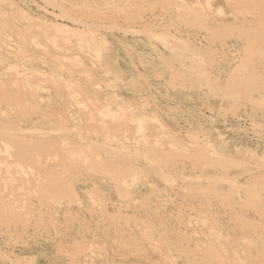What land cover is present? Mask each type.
Segmentation results:
<instances>
[{"label": "rangeland", "instance_id": "374dc122", "mask_svg": "<svg viewBox=\"0 0 264 264\" xmlns=\"http://www.w3.org/2000/svg\"><path fill=\"white\" fill-rule=\"evenodd\" d=\"M248 1L0 0V157L19 160L0 158V264H264V0Z\"/></svg>", "mask_w": 264, "mask_h": 264}, {"label": "bare ground", "instance_id": "6f19581e", "mask_svg": "<svg viewBox=\"0 0 264 264\" xmlns=\"http://www.w3.org/2000/svg\"><path fill=\"white\" fill-rule=\"evenodd\" d=\"M49 1H50V0H49ZM101 1H102V0H101ZM142 1H143V0H142ZM226 1H227V0H226ZM239 1H240V0H239ZM246 1H248V0H246ZM187 2H188V1H187ZM201 2H202V1H201ZM248 2H250V0H249ZM10 3H11V2H10ZM193 3H194V2H193ZM202 3H203V2H202ZM225 3H226V2H225ZM250 3H251V2H250ZM195 4H196V3H195ZM245 4H247V3H245ZM209 5H210V4H209ZM263 5H264V4H263ZM15 6H16V5H15ZM74 6H75V5H74ZM136 6H137V5H136ZM179 6H180V5H179ZM206 6H208V4H207ZM229 6H230V5H229ZM248 6H249V4H248ZM69 7H70V6H69ZM69 7H68V8H69ZM234 7H235V6H234ZM244 7H245V6H244ZM65 8H66V7H65ZM70 8H71V7H70ZM138 8H139V7H138ZM183 8H184V6H183ZM191 8H193V6H191ZM191 8H190V10H191ZM232 8H233V7H232ZM251 8H252V6H251ZM259 8H260V7H259ZM136 9H137V8H136ZM174 9H175V8H174ZM205 9H206V8H205ZM233 9H234V8H233ZM239 9H240V8H238V10H239ZM249 9H250V8H249ZM262 9H264V8H262ZM111 10H112V9H111ZM115 10H116V9H115ZM160 10H161V9H160ZM186 10H189V7H188V9H186ZM220 10H221V9L218 8V11H220ZM257 10H258V9H257ZM257 10H256V11H257ZM22 11H23V10H22ZM25 11H26V10H25ZM69 11H70V10H69ZM150 11H151V10H150ZM184 11H185V10H184ZM192 11H193V12H192ZM192 11H190V12H192V14L190 13L189 15H192V16H193V14H194L196 11L194 12V9H193ZM218 11H217V12H218ZM253 11H254V10H253ZM26 12H27V11H26ZM101 12H102V10H101ZM101 12H100V13H101ZM197 12H198V11H197ZM232 12H233V11H232ZM243 12H244V11H243ZM246 12H249V13H250V10H249V11H246ZM259 12H260V11H258V13H259ZM23 13H24V11H23ZM50 13H51V12H50ZM89 13H90V12H89ZM91 13H92V11H91ZM97 13H98V12H97ZM102 13H103V12H102ZM218 13H219V12H218ZM237 13H238V12H237ZM254 13H255V12H254ZM261 13H262V11H261ZM263 13H264V12H263ZM86 14H87V13H86ZM115 14H116V13H115ZM132 14H133V13H132ZM153 14H154V13H153ZM184 14H185V13H184ZM187 14H188V13H186V15H187ZM206 14H207V13H206ZM241 14H242V13H241ZM243 14H244V13H243ZM243 14H242V15H243ZM247 14H248V13H247ZM82 15H83V14H82ZM84 15H85V14H84ZM88 15H91V14H88ZM92 15H93V14H92ZM96 15H97V14H96ZM109 15H110V14H109ZM198 15H199V14H198ZM252 15H253V14H252ZM256 15H257V12H256ZM259 15H260V14H259ZM259 15H258V16H259ZM74 16H75V15H74ZM106 16L108 17V15H106ZM184 16H185V15H184ZM212 16H213V15H212ZM258 16H257V17H258ZM260 16H261V15H260ZM27 17H28V16H27ZM30 17H31V16H30ZM102 17H103V16H102ZM186 17H188V16H186ZM194 17H195V16H194ZM194 17H193V18H194ZM196 17H197V16H196ZM196 17H195V18H196ZM254 17H255V15H254ZM257 17H256V18H257ZM28 18H29V17H28ZM32 18H33V17H32ZM73 18H74V17H73ZM260 18H261V17H260ZM30 19H31V18H30ZM113 20H114V19H113ZM180 20H181V19H180ZM195 20H197V19H195ZM254 20H255V19H254ZM255 21H256V20H255ZM31 22H32V21H31ZM128 22H129V21H128ZM237 23H238V22H237ZM252 23H253V22H252ZM262 23H263V22H262ZM31 24H32V23H31ZM33 24H34V23H33ZM36 24H37V23H36ZM36 24H35V25H36ZM235 24H236V23H235ZM259 24H260V27H261V26L263 27V25H262L261 23H259ZM35 25H34V26H35ZM38 25H39V24H38ZM238 25H239V23H238ZM255 25H256V24H255ZM255 25H254V26H255ZM63 26H65V25L63 24ZM208 26H209V25H208ZM254 26H253V27H254ZM35 27H36V26H35ZM59 27H61V26H59ZM66 27H67V26H66ZM76 27H77V26H76ZM205 27H206V26H205ZM233 27H234V26H233ZM40 28H42V27H40ZM206 28H207V27H206ZM219 28H220V27H219ZM238 28L240 29V27H238ZM247 28H248V27H247ZM256 28H257V27H256ZM57 29H58V28H57ZM77 29H78V28H76V30H77ZM227 29H229V28H227ZM236 29H237V28H236ZM241 29H242V28H241ZM72 30H73V29H72ZM76 30H74V31H76ZM79 30H80V29H79ZM213 30H214V29H213ZM220 30H221V29H220ZM237 30H238V29H237ZM237 30H236V31H237ZM247 30H248V29H247ZM247 30H246V31H247ZM249 30H251V29H249ZM61 31H62V30H61ZM80 31H81V30H80ZM88 31H89V30H88ZM221 31H222V30H221ZM227 31H228V30H227ZM62 32H63V31H62ZM205 32H207V31H205ZM241 32H242V31H241ZM258 32H259V31H258ZM258 32H257V33H258ZM21 33H22V32H21ZM71 33H72V32H71ZM83 33H85V32H83ZM90 33H91V32H90ZM132 33H133V32H132ZM212 33H213V32H212ZM237 33H239V32H237ZM242 33H243V32H242ZM248 33H249V32H248ZM41 34H42V33H41ZM85 34H86V33H85ZM218 34H219V33H218ZM23 35H24V34H23ZM46 35H47V34H46ZM78 35H79V34H78ZM83 35H84V34H83ZM240 35H241V34H240ZM24 36H25V35H24ZM210 36H211V35H210ZM245 36H246V35H245ZM80 37H81V36H80ZM201 37H202V36H201ZM28 38H29V37H28ZM30 38H31V37H30ZM52 38H54V36H53ZM44 39H46V38H44ZM161 40H162V39H161ZM163 40H164V39H163ZM179 41H180V40H179ZM30 42H31V40H30ZM32 42H33V41H32ZM50 42H51V41H50ZM100 42H101V41H100ZM48 43H49V41H48ZM34 44H35V43H34ZM49 44H51V43H49ZM67 44H68V43H67ZM55 47H56V46H55ZM56 48H57V47H56ZM43 49H44V48H43ZM44 50H45V49H44ZM65 51H66V50H65ZM256 57H257V55H256ZM258 57H259V56H258ZM254 58H255V57H254ZM260 58H262V57H260ZM62 60H63V59H62ZM0 62H1V61H0ZM88 67H89V66H88ZM62 69H63V68H62ZM29 71H30V70H29ZM191 71H192V70H191ZM11 72H15V71H11ZM15 73H16V72H15ZM15 73H13V75H14ZM11 74H12V73H11ZM16 74H18V73H16ZM42 75H43V74H42ZM8 76H9V75H8ZM47 76H48V75H47ZM43 77H44V76H43ZM88 77H90V76H88ZM29 78H31V77H29ZM39 78H41V76H40ZM49 78H50V77H49ZM14 81H15V79H14ZM56 81H58V80H56ZM96 81H97V80H96ZM23 82H24V81H23ZM41 82H42V81H41ZM47 82H48V81H47ZM50 82H51V80H50ZM60 82H61V81H60ZM19 83H20V82H19ZM42 83H43V82H42ZM89 83H90V81H89ZM92 83H94V81H93ZM243 83H245V82H243ZM252 83H253V82H252ZM3 84H4V83H3ZM12 84H13V83H12ZM15 84H16V83H15ZM17 84H18V83H17ZM17 84H16V85H17ZM49 84H50V83H49ZM58 84L61 85L60 83H58ZM70 84H71V83H70ZM90 84H91V83H90ZM53 85H54V84H53ZM94 85H95V84H94ZM245 85H246V84H245ZM2 86H3V85H2ZM21 86H22V85H21ZM21 86H20V87H21ZM71 86H72V85H71ZM80 86H81V85H80ZM92 86H93V85H92ZM96 86H97V85H96ZM249 86H250V85H249ZM26 87H28V86H26ZM54 87H55V85H54ZM59 87H60V86H59ZM242 87H243V86H242ZM246 87H248V86H246ZM51 88H52V87H51ZM60 88H61V87H60ZM224 88H226V86H224ZM248 88H249V87H248ZM1 89H3V88H1ZM1 89H0V90H1ZM4 89H5V87H4ZM54 89H56V88H54ZM74 89H75V88H74ZM22 90H23V89H22ZM76 90H77V89H76ZM227 90H228V89H227ZM242 90H243V89H242ZM246 90H247V89H246ZM13 91H14V90H13ZM28 91H29V90H28ZM231 91H232V90H231ZM243 91H244V90H243ZM1 92H2V91H1ZM4 92L6 93V89L4 90ZM14 92H15V91H14ZM26 92H27V91H26ZM78 92H79V91H78ZM80 93H82V92H80ZM7 94H8V93H7ZM9 94H10V93H9ZM9 94H8V95H9ZM24 94H25V93H24ZM28 94H29V93H28ZM0 95H1V94H0ZM11 95H12V94H11ZM29 95H30V94H29ZM34 95H35V94H34ZM55 95H56V94H55ZM76 95H77V94H76ZM82 95H83V94H82ZM2 96H3V95H2ZM4 97H5V96H4ZM8 97L12 98L13 96H12V97H11V96H8ZM31 97H32V96H31ZM13 98H14V97H13ZM17 98H18V97H15V99H17ZM19 98H20V97H19ZM41 98H42V97H41ZM248 98H249V96H248ZM21 99H22V98H21ZM82 99H83V98H82ZM5 100H7V99H5ZM83 100H84V99H83ZM85 100H86V99H85ZM250 100H251V98H250ZM11 101H12V103L15 102L14 100H11ZM18 101L21 102V100H18ZM41 101H42V100H41ZM77 101L79 102V101H81V99H80V100H77ZM16 102H17V101H16ZM23 102H25V101L23 100ZM45 102H46V101H45ZM86 102H87V101H86ZM12 103H11V104H12ZM33 103H34V102H32V106L34 105V107H35V105H36L37 103H35V104H33ZM40 103H41V102H40ZM8 104H9V102H8ZM11 104H10V105H11ZM15 104H16V103H14V106H15ZM17 104L19 105L20 103L17 102ZM45 104H46V103H45ZM79 104L81 105V103H79ZM12 105H13V104H12ZM26 105H27V103H26ZM74 105H75V104H74ZM99 105H100V104H99ZM14 106H13V108H14ZM19 106L21 107V104H20ZM19 106H18V107H19ZM23 106H25V105L22 104V107H23ZM32 106L29 107L30 109H27V108H26V109H27V110H31V109H32ZM43 106H44V105H43ZM78 106H79V105H78ZM10 107H11V106H10ZM22 107H21V109H22ZM26 107H27V106H26ZM34 107H33V108H34ZM82 107H83V106H82ZM35 108H37V106H36ZM77 108H79V107H77ZM84 108H85V107H84ZM24 109H25V107H24ZM37 109H38V108H37ZM22 110H23V109H22ZM22 110H20V111H22ZM82 110H83V109H82ZM16 111H17V110H16ZM20 111H17V114H19ZM23 111H24V112H21L22 115H24V113H27V112H25V110H23ZM86 111H87V110H84V111H83V112H85L84 114H83L82 112H81V113H82L83 115H85V114H86ZM88 111H90V110H88ZM115 111H116V110H115ZM111 112H112V111H111ZM12 113H13V112H12ZM14 113H15V112H14ZM29 113H30V111L28 112V114H29ZM73 113H74V112H73ZM91 113H92V112H91ZM91 113H90V115H91ZM113 113H114V112H113ZM105 114H107V113H105ZM20 115H21V114H20ZM92 115L94 116L93 113H92ZM115 115H116V114H115ZM95 116H96V115H95ZM95 116H94V117H95ZM107 116H108V115H107ZM21 117H22V116H21ZM85 117H86V116H85ZM91 117H92V116H91ZM94 117H93V118H94ZM111 117H112V116H111ZM119 117H120V116H119ZM122 117H123V116H122ZM126 117H127V116H126ZM87 118H88V117H87ZM108 118H109V116H108ZM84 119H85V121L87 120L86 118H84ZM84 119H83V117H82V120H84ZM98 119H99V118H98ZM100 119H101V118H100ZM102 119H103V118H102ZM111 119H112V118H111ZM123 119H124V118H123ZM133 119H134V118H133ZM37 120H38V119H37ZM88 120H89V119H88ZM103 120H104V119H103ZM124 120H125V119H124ZM126 120H127V119H126ZM85 121H84V122H85ZM91 121H93V120H91ZM91 121L89 120L88 122L91 123ZM96 121H97V119L95 120V123H94V121H93V124H96ZM107 121H108V119H107ZM110 121H112V120H110ZM115 121H116V120H115ZM120 121H121V120H120ZM86 122H87V121H86ZM98 122H99V120H98ZM127 122H128V121H127ZM89 123H88V125H90ZM100 123H102V122H100ZM3 124H4V123H3ZM53 124H54V123H53ZM84 124H85V123H84ZM93 124H92V125H93ZM102 124H103V123H102ZM108 124H109V123H108ZM110 124L112 125V123H110ZM119 124H120V123H119ZM133 124H134V123H133ZM136 124H137V122H136ZM138 124H139V123H138ZM0 125H1V124H0ZM80 125H81V124H80ZM97 125H98V124H97ZM111 125H110V126H111ZM152 125H153V124H152ZM152 125H151V127H152ZM82 126H84V125L82 124ZM0 127H1V126H0ZM101 127H102V126H101ZM105 127H106V126H105ZM129 127L132 128L131 124H130ZM64 128H65V127H64ZM66 128H67V127H66ZM76 128H77V126H76ZM81 128H82V127H81ZM85 128H86V127H85ZM88 128H89V127H88ZM110 128H112V127H110ZM114 128H115V126H114ZM114 128H112V129H114ZM123 128H124V127H123ZM137 128H139V127H137ZM11 129H12V128H11ZM13 129H14V128H13ZM49 129H50V128H49ZM54 129H55V128H54ZM77 129H78V128H77ZM82 129H83V128H82ZM95 129H96V128H94V130H95ZM125 129H128V128H125ZM7 130H8V129H7ZM21 130H22V129H21ZM26 130H27V129H26ZM58 130H59V129H58ZM63 130H64V129H63ZM63 130H62V131H63ZM79 130H80V129H79ZM94 130H93V132H94ZM135 130H136V129H135ZM138 130H139V129H138ZM28 131H29V130H28ZM100 131H102L101 128H100ZM111 131H112V130H111ZM125 131H126V130H125ZM31 132H32V131H31ZM83 132H84V131H83ZM90 132H91V130H90ZM95 132H96V131H95ZM119 132H120V131H119ZM121 132H123V131H121ZM129 132H130V130H129ZM136 132H137V131H136ZM12 133H13V132H12ZM39 133H41V132H39ZM97 133H98V132H97ZM147 133H148V132H147ZM1 134H2V132L0 133V135H1ZM37 134H38V133H37ZM104 134H105V133H104ZM129 134L132 135V133H129ZM152 134H153V133H152ZM2 135H3V134H2ZM5 135H6V134L4 133L3 136H5ZM7 135H9V134H7ZM154 135H155V134H154ZM80 136H81V135H80ZM149 136H151V134H150ZM6 137H7V136H6ZM11 137H12V136H10L9 138H11ZM153 137H155V136H153ZM4 138H5V137H3V139H4ZM40 138H41V137H40ZM103 138H104V137H103ZM105 138H106V137H105ZM5 139H6V138H5ZM5 139H4L3 141H5ZM41 139H42V138H41ZM59 139H60V138H59ZM61 139H62V141H63V138H61ZM61 139H60V140H61ZM8 140H9V141H8ZM15 140L18 141V139H15ZM36 140H40V139L37 138ZM105 140H106V139H105ZM129 140H131V139L129 138ZM178 140H179V139H178ZM6 141H8L7 144H8L9 142H10V143H14V140L11 142V139H6ZM17 141H15V142H17ZM21 141H22V140H21ZM21 141H20V142H21ZM40 141H42V140H40ZM45 141H46V139H45ZM79 141H80V140H79ZM135 141H136V140H135ZM165 141H166V140H165ZM181 141H182V140H181ZM24 142H25V141H24ZM32 142H33V141H31V143H32ZM35 142H37V141H35ZM80 142H81V141H80ZM163 142H164V141H163ZM29 143H30V142H27L28 146H29ZM31 143H30V145H31ZM33 143H34V142H33ZM37 143H38V142H37ZM42 143H43V141H42ZM47 143H49V142H47ZM122 143H123V141H122ZM5 144H6V143H5ZM16 144H17V143H15L14 145H16ZM87 144H88V143H87ZM87 144H85V145H87ZM96 144H98V143L96 142ZM134 144L136 145V143H134ZM152 144H155V143H152ZM156 144H157V143H156ZM164 144H165V143H164ZM20 145H21V144L16 145V146H14V147L17 148V147L20 146ZM22 145H23V144H22ZM25 145H26V142H25ZM32 145H33V144H32ZM36 145H37V144H36ZM81 145H82V144H81ZM83 145H84V144H83ZM85 145H84V146H85ZM94 145H95V144H94ZM161 145H162V144H161ZM190 145H191V144H189V146H190ZM3 146H4V145H3ZM9 146H10V145H9ZM28 146L26 145V146H21V147H28ZM33 146H35V145H33ZM48 146H49V145H48ZM61 146H62V145H61ZM77 146H79V144H77ZM102 146H103V144H102ZM153 146H154V145H153ZM38 147H39V146H38ZM63 147H65V146H63ZM67 147H68V149H70L69 146H67ZM71 147H72V146H71ZM85 147H86V146H85ZM95 147H96V146H95ZM119 147H120V146H119ZM144 147H145V146H144ZM190 147H191V146H190ZM18 148H19V147H18ZM30 148L34 149L35 147L33 148L32 146H30V147H29V150H32V149H30ZM36 148H37V147H36ZM59 148H61V147L59 146ZM96 148H97V147H96ZM103 148H105V147H103ZM156 148H157V147H156ZM4 149H5V148H4ZM38 149H39V148H38ZM38 149L36 150L37 152H38ZM40 149H41V148H40ZM44 149H45V148H44ZM76 149H78V148L75 147L74 150H76ZM97 149H98V148H97ZM101 149H102V148H101ZM108 149H109V148H108ZM123 149H124V148H123ZM8 150H9V149H8ZM8 150H6V151L8 152ZM21 150H22V149H21ZM21 150L18 149L17 151H21ZM24 150H25V149H24ZM27 150H28V149H27ZM27 150L25 151L26 153H27ZM29 150H28V153H30ZM48 150H49V148H48ZM48 150H45V151H47L48 153H50ZM66 150H67V149H65V152H66ZM74 150H73V148H72L71 151H74ZM86 150H87V148H86ZM162 150H163V149H162ZM193 150H194V149H193ZM12 151H13V150H12ZM22 151H23V150H22ZM50 151H52V150H50ZM68 151H69V150H68ZM104 151H107V150H104ZM108 151H111V149L108 150ZM160 151H161V150H160ZM194 151H197V149L194 150ZM198 151H199V150H198ZM198 151H197V152H198ZM200 151H201V150H200ZM204 151H205V150H204ZM39 152H40V150H39ZM43 152H44V151H43ZM54 152H55V151H54ZM69 152H70V151H69ZM135 152H136V151H135ZM152 152H153V150H152ZM179 152L181 153L180 150H179ZM8 153H9V152H8ZM32 153H33V151H32ZM35 153H36V152H35ZM40 153H41V152H40ZM44 153H45V152H44ZM113 153H115V151H114ZM113 153H110V154L112 155ZM149 153H150V152H149ZM200 153H201V152H200ZM2 154H3V152H2ZM4 154H5V152H4ZM6 154H7V153H6ZM13 154H14V153H13ZM21 154H22V152H21ZM33 154H34V153H33ZM53 154H55V153H53ZM70 154H72V153L70 152ZM141 154H142V153H141ZM175 154H176V153H175ZM26 155H28V154H26ZM43 155H44V154H43ZM72 155H73V154H72ZM113 155H114V154H113ZM123 155H124V153H123ZM143 155H144V154H143ZM182 155H183V154H182ZM0 156H1V155H0ZM17 156H20V155H17ZM24 156H25V155H24ZM28 156H29V155H28ZM46 156H48V155H46ZM55 156H56V154H55ZM125 156H126V155H125ZM151 156H152V155H151ZM171 156H172V155H171ZM176 156H177V155H176ZM180 156H181V155H180ZM186 156H187V155H186ZM204 156H205V155H204ZM210 156H211V155H210ZM5 157H6V155H3V156L0 157V158L3 159V158H5ZM8 157H9V156H8ZM22 157H23V156H22ZM59 157H63V156L61 155V156H59ZM59 157H58V159H59ZM132 157H133V156H132ZM25 158H26V157H25ZM134 158H135V157H134ZM134 158H132V159H134ZM137 158H138V157H137ZM152 158H154V157H152ZM215 158H217V157H215ZM2 159H0V162H2ZM27 159H28V157H27ZM31 159H32V158H31ZM62 159H63V158H61V159H59V160H61V162H62ZM113 159H114V158H113ZM212 159H213V158H212ZM5 160H6V161H5ZM5 160H4L5 162L8 161V162H7V164H8V163H9V158H8V160H7V157H6ZM21 160H24V158L21 159ZM36 160H37V159H36ZM36 160H34V162H36ZM111 160H112V158H111ZM122 160H123V159H122ZM218 160H219V159H218ZM226 160H227V159H226ZM228 160H229V159H228ZM232 160H233V159H232ZM232 160H231V161H232ZM4 161H3V162H4ZM10 161H11L12 163H13V162L16 163L15 161H17V158H16L15 160H14V159L12 160V158H11ZM26 161H27V160H26ZM32 161H33V160H31V162H32ZM45 161H47V160H45ZM51 161H52V160H51ZM53 161H56L55 158H54ZM57 161H58V160H57ZM98 161H99V160H98ZM107 161H108V160H107ZM236 161H238V160H236ZM11 162H10V163H11ZM17 162H19V160H18ZM23 162H25V161H23ZM29 162H30V160H29ZM48 162H49V161H48ZM48 162H46V163L48 164ZM103 162H104V161H103ZM105 162H106V160H105ZM205 162H206V161H205ZM214 162H215V160H214ZM232 162H233V161H232ZM239 162H240V161H239ZM10 163H9V164H10ZM27 163H28V161H27ZM49 163H50V166H54V165L51 164L52 162H49ZM58 163H59V162H58ZM63 163H64V166L66 165V168H68L67 164H66L64 161H63ZM63 163L61 164L62 166H63ZM89 163H90V162H88L87 167H88ZM95 163H97V162H95ZM98 163H99V162H98ZM107 163H108V162H107ZM121 163H122V162H121ZM121 163H120V164H121ZM202 163H203V162H202ZM209 163H210V162H209ZM227 163H228V162H227ZM240 163H242V162H240ZM4 164H5V163H4ZM25 164H26V163H25ZM37 164H38V163H37ZM53 164H54V163H53ZM59 164H60V163H59ZM91 164H92V162H91ZM93 164H94V162H93ZM104 164H105V163H104ZM104 164H103V165H104ZM129 164H130V163H129ZM212 164H213V163H212ZM236 164H237V163H236ZM17 165H18V164H17ZM19 165H20V164H19ZM23 165H24V164H21L20 166H22V168H23ZM27 165H28V164H27ZM33 165H35V164H33ZM107 165H108V164H107ZM109 165H111V164H109ZM109 165H108V167H109ZM115 165H116V164H115ZM115 165H114V166H115ZM117 165H119V164H117ZM1 166H2V165H1ZM1 166H0V170H2V168H3V167H1ZM5 166H6V165H5ZM7 166H8V167H7L8 170H9V172H10V174H11L12 171H11V169H9V168L12 167V164H11L10 166H9V165H7ZM30 166H31V165H30ZM36 166H37V165H36ZM41 166H42V165H41ZM48 166H49V165H48ZM55 166H56V165H55ZM90 166H91V165H90ZM93 166H94V165H93ZM96 166H98V168H99L100 165L97 164ZM111 166H112V165H111ZM149 166H150V165H149ZM216 166H217V165H216ZM228 166H229V165H228ZM14 167H16V165H15ZM14 167H13V168H14ZM33 167H35V166H33ZM39 167H40V166H39ZM42 167L44 168L45 166H42ZM75 167H76V166H75ZM87 167H85V168H87ZM91 167H92V166H91ZM94 167H95V166H94ZM100 167H101V166H100ZM133 167H134V166H133ZM232 167H233V166H232ZM5 168H6V167H4V169H5ZM40 168H41V167H40ZM43 168H42V169H43ZM89 168H90V167H89ZM96 168H97V167H96ZM98 168H97V169H98ZM102 168H103V167H102ZM109 168H110V167H109ZM109 168H107L106 171H108ZM117 168H118V167H117ZM243 168H244V167H243ZM15 169H18V168L16 167ZM34 169H35V168H34ZM36 169H37V168H36ZM46 169H47V171L49 170V168H46ZM61 169H62V168H61ZM68 169H69V168H68ZM90 169H91V168H90ZM94 169H95V168H94ZM97 169H96V170H97ZM103 169H104V168H103ZM110 169H111V168H110ZM114 169H115V167H114ZM137 169H138V168H137ZM158 169H159V168H158ZM160 169H161V168H160ZM25 170H26V169H25ZM25 170H24V171H25ZM29 170H30V168H29ZM96 170H95V171H96ZM131 170H132V169H131ZM133 170H134V168H133ZM2 171H3V170H2ZM2 171H0L2 174H3L4 171H5V174H6V170H4L3 172H2ZM35 171H36V170H35ZM45 171H46V170H45ZM60 171H61V170H60ZM65 171H66V174H64L65 176L68 175V174H70V173L72 174V172H69V173H68V172H67V171H68L67 169H66ZM70 171H71V170H70ZM83 171H85V170H83ZM101 171H102V170H101ZM110 171H111V172H110ZM110 171H108V172L113 174L114 170H113V171L110 170ZM116 171H118V170L116 169ZM116 171H115V172H116ZM153 171H154V170H153ZM158 171H159V170H158ZM244 171H245V170H244ZM13 172H15V171L13 170ZM21 172H22V171H21ZM33 172H34V171H33ZM33 172H32V173H33ZM48 172H49V171H48ZM50 172H51V174L53 173L52 171H50ZM56 172H57V171H56ZM77 172H78V171H77ZM77 172H74V173L77 174ZM99 172H100V171H99ZM99 172H98V173H99ZM102 172H104V171H102ZM115 172H114V174H116ZM139 172H140V171H139ZM1 173H0V177L2 178ZM22 173H23V172H22ZM22 173H21V174H22ZM25 173H26V172H25ZM43 173H45L44 170H43ZM63 173H65V172L63 171ZM78 173H79V172H78ZM86 173H87V171H86ZM95 173H96V172H95ZM104 173H106V172H104ZM128 173H129V172H128ZM7 174H8V173H7ZM10 174L7 175V176H8L7 178L10 177V176H9ZM14 174H16V173H14ZM35 174H38V173H35ZM76 174H75V175H76ZM101 174H102V173H101ZM106 174H107V173H106ZM114 174H113V175H114ZM219 174H220V173H219ZM11 175H12V174H11ZM17 175H18V174L13 175L12 178L14 179V181H15V179H16V181H15L14 184H18V186H20V185H21V182H22L21 180H23V178L25 179V174H24V177H23V174H22V176H17ZM19 175H20V173H19ZM33 175H34V173H33ZM73 175H74V174L71 175V178H72ZM104 175H105V174H104ZM119 175H120V174H119ZM125 175H127V174H125ZM43 176H44V175H43ZM56 176H57V175H56ZM60 176H61V175H60ZM69 176H70V175H68V178H69ZM111 176H112V175H111ZM111 176L109 175L110 178H111ZM114 176H115V175H114ZM114 176H113V177H114ZM123 176H124V175H123ZM213 176H214V175H213ZM4 177H5V175H3V178H4ZM17 177H18V178L20 177L19 180H20L21 182H18V183H17V181H19V180L17 179ZM22 177H23V178H22ZM44 177H45V176H44ZM49 177H50V176H49ZM53 177H55V176L53 175ZM61 177H62V176H61ZM121 177H122V176H121ZM217 177H218V176H217ZM5 178H6V177H5ZM5 178H4L3 180H5ZM7 178H6V179H7ZM34 178L36 179L35 176H34ZM50 178H52V177H50ZM71 178H70V179H71ZM117 178H118V177H117ZM117 178H116V179H117ZM164 178H165V177H164ZM178 178H180V177H178ZM197 178H198V177H197ZM9 179H10V178H9ZM43 179H44V178H43ZM45 179L47 180V178H45ZM48 179H49V178H48ZM57 179H58V178H57ZM64 179L67 180L66 178H64ZM111 179H112V178H111ZM111 179H110V180H111ZM216 179H217V178H216ZM11 180H12V179H11ZM26 180H27V179H26ZM26 180H25V181H26ZM39 180L43 181L42 178L39 179ZM55 180H56V179H55ZM55 180H54V181H55ZM58 180H60V179H58ZM108 180H109V179H108ZM110 180H109V181H110ZM219 180H221V179H219ZM252 180H253V179H252ZM1 181H2V180H1ZM6 181H7V180H6ZM6 181H5V182H6ZM8 181H9V180H8ZM8 181H7V182H8ZM12 181H13V180H12ZM25 181H23V182H25ZM29 181H30V180H29ZM47 181H49V180H47ZM113 181H114V179H113ZM215 181H216V180H215ZM222 181H223V180H222ZM224 181H225V180H224ZM23 182H22V183H23ZM35 182H36V181H35ZM49 182H51V181H49ZM61 182H62V179H61ZM68 182H70L69 179H68ZM115 182H118V180H117V181L115 180ZM2 183H3V182H2ZM11 183H13V182H11ZM38 183H40V182H38ZM38 183H37V184H38ZM42 183H43V182H42ZM46 183H47V182H46ZM51 183H53V182H51ZM51 183H50V184H51ZM59 183H60V182H59ZM64 183H67V182H64ZM113 183H114V182H113ZM118 183H119V182H118ZM120 183H121V182H120ZM25 184L27 185L28 183H25ZM25 184H24V187H25ZM68 184H69V183H67V185H68ZM116 184H117V183H116ZM253 184H254V182H253ZM7 185H8V184H7ZM12 185H13V184H12ZM42 185H43V184H42ZM44 185H45V184H44ZM55 185H56V184H55ZM55 185H53V186H55ZM62 185H63V184H62ZM67 185H66V187L69 186V185H68V186H67ZM119 185H120V184H119ZM0 186H1V185H0ZM2 186H3V185H2ZM4 186H5V185H4ZM27 186H28V185H27ZM93 186H94V185H93ZM9 187H10V186H9ZM11 187H13V188H11V190H13V189L16 190V189H17V188H15V187H17V185H16V186L13 185V186H11ZM22 187H23V186H22ZM66 187L64 186V188H66ZM178 187H179V186H178ZM3 188H4V187H3ZM3 188H1V190H2ZM7 188H8V186H7ZM7 188H6V190H9V189H7ZM31 188H32V187H31ZM38 188H39V186H38ZM44 188H45V186H44ZM46 188H47V187H46ZM48 188H50V187H48ZM53 188H54V187H53ZM92 188H94V187H92ZM115 188H116V187H115ZM118 188H119V187H118ZM179 188H180V187H179ZM183 188H184V187H183ZM19 189H20V188H19ZM25 189H26V188H25ZM59 189H60V188H59ZM59 189H58V190H59ZM69 189L71 190L72 188H70V186H69L68 190H69ZM89 189H91V188H89ZM89 189H88V190H89ZM116 189H117V188H116ZM200 189H201V188H200ZM3 190H4V189H3ZM3 190H2V191H3ZM14 190L12 191L13 196H15V195H14V194H15V191H14ZM29 190H30V189L28 188V192H29ZM33 190H35V189H33ZM33 190L30 191V194H31L32 192H35V191L38 192L37 189H36L35 191H33ZM44 190H46V189H44ZM51 190H53V192H54L55 189H51ZM66 190H67V188H66ZM68 190H67V191H68ZM70 190H69V191H70ZM84 190H85V189H84ZM88 190L86 189V191H88ZM197 190H198V189H197ZM4 191H5V190H4ZM16 191H17V190H16ZM18 191H19V192H18ZM18 191H17V193H16V196H17V194H21V195H23V192L25 193V191H23V192H21V193H20L21 190H18ZM202 191H203V192H206L205 190H202ZM13 192H14V193H13ZM36 192H35V193H36ZM53 192H52V194H53ZM72 192H73V191H72ZM115 192H116V191H115ZM118 192H119V191H118ZM208 192H209V191H208ZM55 193H58V192H55ZM59 193H60V192H59ZM63 193H65V195H68V194H69V192H68V194H67V193L65 192V190L63 191ZM91 193H92V191L89 190L88 194L90 195ZM224 193H225V192H224ZM12 194H9V196H11ZM30 194H29V195H30ZM118 194H119V193H118ZM122 194H123V193H122ZM147 194H148V193H147ZM147 194H146V195H147ZM206 194H207V193H206ZM225 194H227V193H225ZM229 194H231V193L229 192ZM229 194H228L227 196H229ZM258 194H259V192H258ZM24 195H25V194H24ZM29 195H28L27 197H25V196H24V197H25V198H28ZM35 195H36V194H35ZM38 195H39V194H38ZM47 195H48V193H47ZM70 195H71V197H72V194H70ZM116 195H117V194H116ZM119 195H120V194H119ZM119 195H118V196H119ZM244 195H245V194H244ZM246 195H247V194H246ZM5 196L8 197V195H5ZM5 196H4V197H5ZM51 196H52V195H51ZM55 196H56V195H55ZM59 196H60V194H59L57 197H59ZM91 196H92V195H91ZM227 196H226V197H227ZM254 196H255V195H254ZM19 197H20V196H19ZM19 197H17V198H19ZM37 197H38V201H39V200H40V199H39V196H37ZM60 197H62V196H60ZM74 197H75V193H74ZM223 197H224V194H223V196H220V198H223ZM1 198H2V197H1ZM10 198H11V197H10ZM20 198H21V199H24L22 196H21ZM49 198H50V196H49ZM55 198H56V197H55ZM55 198L53 197V199H55ZM66 198H69V197H66ZM75 198H76V197H75ZM92 198H95L94 195H93ZM146 198H147V197H146ZM3 199H4V198H3ZM11 199H12V198H11ZM42 199H43V198H42ZM46 199H47V198H45L44 200H46ZM53 199H52V200H53ZM70 199H71V198H70ZM72 199H73V197H72ZM98 199H99V198H98ZM98 199H94V200H95V201L97 200V202H99ZM141 199H143V197H142ZM217 199H218V198H217ZM224 199H225V198H224ZM1 200H2V199H1ZM88 200H89V199H88ZM135 200H136V199H135ZM135 200H134V201H135ZM243 200H244V199H243ZM2 201H4V200H2ZM8 201H9V197H8ZM8 201H6L5 203H7ZM16 201H17V200H16ZM25 201H26V200H25ZM40 201H41V200H40ZM73 201H74V199H73ZM90 201H91V198H90ZM225 201L227 202L226 199H225ZM11 202L13 203L14 201H11ZM11 202H9V203H11ZM91 202H92V201H91ZM91 202H90V203H91ZM139 202H140V201H139ZM142 202H144V200H142ZM228 202H229V201H228ZM243 202H244V201H243ZM9 203H8V204H9ZM40 203H41V202H40ZM46 203L48 204V199H47V202H46ZM140 203H141V202H140ZM189 203H190V202H189ZM220 203H221V201H220ZM246 203H247V202H246ZM1 204L3 205V203H1ZM21 204H22V202H21ZM32 204H33V203H32ZM37 204H38V203H37ZM97 204H98V203H97ZM247 204H248V203H247ZM19 205H20V202H19ZM91 205H92V204H91ZM189 205H190V204H189ZM30 206H31V205H30ZM32 206H33V205H32ZM38 206L41 207L40 205H38ZM89 206H90V205H89ZM98 206H99V205H98ZM102 206H103V205H102ZM182 206H183V205H182ZM1 207H2V206H1ZM14 207H15V206H14ZM90 207H91V206H90ZM176 207H177V205H176ZM178 207H179V205H178ZM189 207H191V206H189ZM223 207H225V206H223ZM3 208H4V206H3ZM26 208H27V207H26ZM30 208H31V207H30ZM82 208H84V207H82ZM87 208H88V207H87ZM91 208H92V207H91ZM125 208H126V207H125ZM0 209H1V208H0ZM4 209H5V208H4ZM13 209H15V208H13ZM92 209H93V208H92ZM100 209H101V204H100ZM100 209H99V212H101V210H102V209H101V210H100ZM104 209H105V208H104ZM116 209L118 210V208H116ZM178 209H179V208H177L176 211H177ZM189 209H190V208H189ZM85 210H88V209H85ZM89 210H91V209H89ZM117 210H116V211H117ZM1 211H2V210H1ZM7 211H8V210H7ZM17 211H18V213H19V212L21 213V211H19V210H17ZM36 211H37V209H36ZM39 211H40V210H39ZM92 211H93V210H92ZM102 211H103V210H102ZM3 212H4V211H3ZM43 212H44V211H43ZM104 212H106V211L104 210ZM4 213H6V211H5ZM22 213H23V210H22ZM28 213H30V215H31V214H32V211H31V212L29 211ZM51 213H52V212H51ZM63 213H64V212H63ZM63 213H62V214H63ZM88 213H89V212H88ZM106 213H107V212H106ZM119 213H120V212H118L117 214H119ZM6 214H7V213H6ZM23 214H26V213H23ZM37 214H38V215L40 214L39 216L42 215L41 212H39V213H37ZM62 214H61V215H62ZM67 214H68V213H67ZM169 214H171V213H169ZM7 215H8V214H7ZM7 215L5 216V214H3L4 219H5V217H9V216H7ZM27 215H28V214H27ZM68 215H69V214H68ZM99 215H100V214H99ZM108 215H109V216H108ZM108 215H107V216L110 218V215H111V214H108ZM112 215H113V214H112ZM14 216H17V213H16V215H14ZM32 216H33V215H32ZM62 216H63V215H62ZM101 216H102V215H101ZM126 216H127V215H126ZM126 216H125V217H126ZM0 217H1V215H0ZM12 217H13V215H12ZM49 217H51V216H49ZM111 217H112V216H111ZM123 217H124V216H122L121 218H123ZM125 217H124V219L128 218V216H127L126 218H125ZM129 217H130V215H129ZM174 217H175V216H174ZM1 218H2V217H1ZM15 218H16V217H15ZM17 218H18V217H17ZM37 218H38V216H37ZM40 218H41V217H40ZM112 218H113V217H112ZM112 218H111V219H112ZM137 218H138V217H137ZM2 219H3V218H2ZM11 219H12V218H11ZM11 219H10V218H9V219L6 218V220H10L9 222L12 223L13 220L11 221ZM18 219L20 220V216H19ZM51 219H52V218H51ZM54 219H55V218H54ZM22 220H23V219H22ZM52 220H53V219H52ZM187 220H188V219H187ZM0 221H2V220L0 219ZM14 221H15V219H14ZM14 221H13L12 225L14 224ZM20 221H21V220H20ZM123 221H124V220H123ZM4 222L7 223V221H5V220L3 221V223H4ZM9 222H8V223H9ZM15 222H17V220H16ZM22 222H23V223H24V222L27 223V221H24V220H23ZM22 222H21V223H22ZM53 222H54V221H53ZM33 223L35 224V221H34ZM50 223H52V221H50ZM54 223H55V222H54ZM126 223H127V222H126ZM1 224H2V222H1ZM23 225H24L23 227H25V224H23ZM26 225H27V224H26ZM7 226H9V225H6L5 227L7 228ZM210 226H211V225H210ZM258 226H259V225H258ZM20 227H22V226H20ZM23 227H22V228H23ZM36 227H37V226H36ZM52 228H53V226H52ZM86 229H87V228H86ZM22 230H23V229H22ZM35 230H36V229H35ZM24 234H25V233H24ZM53 234H54V233H53ZM55 235H56V234H55ZM182 237H183V236H182ZM133 239H134V238H133ZM134 240H135V239H134ZM214 240H215V239H214ZM112 241H113V240H112ZM114 241H115V239H114ZM178 241H179V239H178ZM215 241H216V240H215ZM179 242H181V241H179ZM117 243H118V242H117ZM209 244H211V243H208V246H209ZM216 244H217V243H216ZM90 245H91V244H90ZM194 245H196L195 242H194ZM99 246H100V245H99ZM218 246H219V244H218ZM196 247H197V246H196ZM197 248H198V247H197ZM246 248H247V247H246ZM177 249H179V248H177ZM177 249H176V250H177ZM209 249H210V248H209ZM194 250H197V249L194 248ZM182 251H183V250H182ZM187 251H188V250H187ZM200 251H201V250H200ZM202 251H203V249H202ZM212 251H213V249H212ZM180 252H181V251H180ZM192 252H193V249H192ZM205 252H206V251H205ZM222 252H223V251H222ZM213 253H214V252H213ZM204 254H205V253H204ZM215 254H216V252H215ZM206 256H207V255H206ZM192 257H193V256H192ZM192 257H191V258H192ZM215 257H216V256H215ZM218 257H219V256H218ZM185 260H186V259H185ZM189 260H190V259H189ZM210 260H211V259H210ZM190 261H192V259H191ZM170 262H171V261H170ZM172 263H173V262H172ZM191 263H192V262H191ZM217 264H218V263H217Z\"/></svg>", "mask_w": 264, "mask_h": 264}]
</instances>
